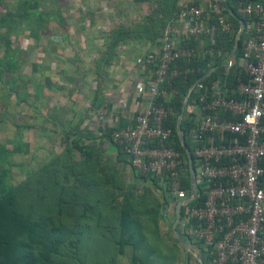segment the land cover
<instances>
[{
    "label": "built area",
    "instance_id": "1",
    "mask_svg": "<svg viewBox=\"0 0 264 264\" xmlns=\"http://www.w3.org/2000/svg\"><path fill=\"white\" fill-rule=\"evenodd\" d=\"M230 1H179L158 48L147 52L151 81L135 87L136 97L147 96L146 108L112 138L132 167L159 178L176 206L187 202L180 231L201 245L208 264H264V0H237L235 7ZM220 36L233 38L232 50L218 43ZM207 59L205 71L196 63ZM203 72L181 95L182 112L169 105L175 80ZM174 117L176 132L181 117L196 120L190 131L195 196L186 153L173 146L175 129L167 124Z\"/></svg>",
    "mask_w": 264,
    "mask_h": 264
},
{
    "label": "rangeland",
    "instance_id": "2",
    "mask_svg": "<svg viewBox=\"0 0 264 264\" xmlns=\"http://www.w3.org/2000/svg\"><path fill=\"white\" fill-rule=\"evenodd\" d=\"M23 1L6 0V6H0L1 17L7 12L18 13L19 11L16 15L17 20H15L10 33H8L6 21L5 23L0 22V70H3V78L0 79V168L7 171L5 182L8 187H15L17 183L27 178L28 175H34L52 155H61L68 148V146L66 147L68 145L66 143L67 140L65 139V141L64 138L59 139L61 131L52 129V124L47 122V119L41 118L42 115L35 112L32 106L27 104L29 100H32L38 107L41 103L39 98L28 97V101L20 98L18 101L14 95L15 93L10 91L15 88H25L26 93H31V91H34L36 84L44 80L41 74L44 72L43 67L46 64L48 65L47 60L44 59L47 57L44 52V48L47 46H43L46 42V37L50 35L48 37L49 42H52L55 35H59L61 30H64L63 27L58 25L59 22L55 24L54 21L51 22V20L47 19V13L51 15V19L55 15L57 18L60 15L58 13L60 12V7H62V17L67 19V22H71L75 28L79 24L86 27L88 21L85 25H83V21L88 18L90 33L86 32L78 46H82V43L85 44L86 56L102 58L105 51L98 50L96 55L91 53L93 50L91 47H101L102 50L108 49L109 35L116 26L125 25L132 29L137 26L139 28L140 25L144 24L146 18H150L153 15L155 18L157 16L160 17L159 23L162 24L163 21L165 22L175 16L180 0H37L38 5L32 3L25 5ZM28 8L30 10L34 9L30 12L27 10ZM53 12L57 13L54 15ZM7 35L10 40L9 44L3 42ZM158 36L154 40L146 42L138 38L128 40L124 45L117 48V54H119V57L121 53H125L130 58L135 57L137 54H140V57H145V54L150 50L144 53L146 50L144 47L147 44H156ZM8 46H11V50L13 49L16 52L14 54V59L17 63L15 65L16 68L9 67V61L4 59V57L8 56L6 50ZM16 49L19 50L17 51ZM72 54L73 52H71ZM69 55L68 53L66 57ZM68 77L73 79L74 75ZM74 81L73 79L68 83L65 82L71 86L74 85ZM69 92L70 90L65 91V93ZM40 128L50 129L46 135L41 136L39 134ZM52 140H55L54 144L51 143ZM102 142L99 139H85L82 145H87V149L94 150V154L99 155V158H103L104 162H101V165L106 166L108 164H106L107 160H104V158L111 161L114 156L107 150V145H104L105 140ZM70 152V155H64V159L60 163V173L57 177L59 187L62 185L64 188L68 189L70 187L73 189L70 192L68 189L66 196H72L78 190H81L78 192H85L86 194L88 188L84 186L80 188L79 184L81 182L78 181L75 173L70 171L73 166L79 164L83 149L78 150L76 147H72ZM116 167L117 185L109 186L108 189L109 192L116 191L118 200L115 202L122 206V204H128L135 200L138 195L144 196L147 191H150L164 204V207H161L158 211L156 221L152 220L147 230H140L135 241H128L132 240V237L120 238V224L117 220L112 222V216L109 213L104 212L105 214L98 217L96 210L88 211L83 220L84 222L81 224H90V226L86 227L80 236L76 235L78 233L77 227H71L74 233L71 235L67 234L64 237V242L60 244V253L51 254L52 261L50 264H201L199 259L204 261V257L201 254V245L191 241L178 229L189 246L188 250H185L184 245L170 232L172 224L176 221L175 198L172 199L170 193L166 197L164 190L156 185L155 182L147 183L136 180L135 177L133 178V176L129 175L130 172L127 166L117 165ZM103 177L106 178L105 175ZM104 182L106 183V181ZM188 182L189 180L186 183V190L189 191L190 184L187 185ZM51 185L45 184V186ZM49 191V194H52L51 192H56L57 194L59 189L57 191L50 189ZM125 194L128 195L125 197ZM81 196L84 197V195ZM32 201L33 198L30 200L23 198L18 203L22 204L24 209H28ZM42 203L45 204V202ZM68 217L71 218V221L68 222L70 225L76 218L73 212L64 214L65 220H59L61 223L58 224V230L67 227L65 221ZM117 218L119 217L116 215L115 219ZM102 224H108L110 227L112 226V229L115 228V234L106 236L104 229L98 230V226ZM60 226L61 228H59ZM42 246V243H39L35 248H31V253L36 257L41 256L44 252ZM21 264L43 263L40 261L35 262L28 258L25 263L22 262Z\"/></svg>",
    "mask_w": 264,
    "mask_h": 264
},
{
    "label": "trees",
    "instance_id": "3",
    "mask_svg": "<svg viewBox=\"0 0 264 264\" xmlns=\"http://www.w3.org/2000/svg\"><path fill=\"white\" fill-rule=\"evenodd\" d=\"M236 1L237 0H231L230 5L235 7ZM5 2L6 0H0V6H6L7 3ZM23 2L25 5H29L31 3L38 5L37 0H24ZM32 9L30 10L28 8L27 10L31 12ZM18 13L7 12L6 14H3L2 17L0 16V22L5 23L6 21V24H8V33H10L13 29L15 20H17L16 15ZM38 13L40 12L38 11ZM53 13L55 15L57 12ZM58 13H60V15L57 16V18L56 15H52L53 17L51 19V15L48 13L46 17L54 22L59 21V26L63 27L65 30L68 28V25L66 24L67 19L62 17V7H60V12ZM177 13L178 9L175 16ZM173 17L174 16L170 19ZM159 19L160 17L157 16V18H155L153 15L150 18H146L144 20V24L140 25L139 28L136 26L134 29L125 25L116 26V28L113 29L109 35V48L102 56L101 63H104L102 67L109 65L117 57H119V54H117V48L124 45L126 41L138 38L143 39L144 42H146L154 40L158 35H160V28L162 29L163 26L170 21V19H167L165 22L163 21L162 24L159 23ZM65 39H67V37H65ZM217 40L218 43L224 45L226 49L232 50L234 47L233 38L223 39V37L220 36ZM9 41V36L7 35V38H5L3 42L9 44ZM241 45L240 41L238 49L235 53L237 59L243 55ZM6 50L8 56L4 57V59L9 61V67L12 66L16 68L15 65H17V63L14 59V54L16 53L15 50L12 49V51L11 46H8ZM16 50L18 51L19 49ZM69 59L72 64L77 63L75 54H72ZM210 61L211 59H207L203 63L196 64L198 66H202V69L206 71ZM219 63L220 61L214 62L212 67L220 65ZM43 68L44 72H42L45 73L47 68L46 66ZM216 72L217 69L212 72L209 79L214 78L216 76ZM204 74L205 72L191 75L187 80H175L171 87L177 90V94L172 96L169 105L175 107L177 111L182 112L183 106L181 95H185L187 89L199 79L203 78ZM2 75L3 70H0V79L3 78ZM51 88L55 91L53 86L47 87L48 90ZM24 89L25 88H15L10 91L15 93L14 95L17 97L18 101L20 98L28 101V97H31L32 93H26ZM177 120L178 118H171L167 124L175 129L173 146L179 152L184 153V147L181 145L180 138L176 132ZM66 123V127L61 128V131L64 134V137L62 138H64V140L66 139L67 141H65L68 144L66 145V147L68 146L66 152H62L63 154L61 155H52V157H50L49 160L43 164L34 175H28L27 178H24L20 181V183H17L15 187H8L5 182L7 178V171L0 168V264H21L22 262L25 263L28 258H31L32 261L35 262L40 261L43 264H50L52 261L51 254L60 253L59 248L61 242H64V237L67 234L71 235L74 233L72 232L71 227L76 226L78 229V233L76 235L80 236L82 235L84 229L90 226V224L82 225L81 223L84 222L83 220L85 219L87 212L93 210H96V213L99 215L98 217L105 214L104 212L109 213L112 216V222L117 220L120 224V238L131 236L132 240L128 241H135L137 239L138 232L140 230H147L148 226L150 227L152 220L155 222L158 218L159 209L164 207V204L160 201V199L150 193V191H147L144 196L138 195L135 200H132L128 204H122V206L115 202L118 200L116 191L109 192V186L117 185L116 166L119 165V163H125L123 167H126L127 164L130 172L129 175L133 176V178L135 177L136 180L147 183L155 182L156 185L159 186L158 177L151 175L145 176L141 174L131 166L129 159L127 161L126 158H124V155L126 154L123 153L122 149L112 138L113 132L121 129H113L103 136L104 138H109L116 147V155L113 158L114 160L111 159L110 161V159L104 158V160H107L106 164L108 165L103 166L101 165V162H104L103 158H99V155L94 154V150L90 148L87 149V145H82L85 139L98 140L96 139L98 137L84 136L79 126L71 125L69 122ZM195 125L196 120L194 119H184L182 122V133L186 139V144L190 152L192 151V148H194L193 143L190 140V131L195 127ZM72 147H76L78 150L83 149V154L79 164L77 166H73L70 171H73V173L77 176L78 181L81 182V184H79L80 188L84 186L85 188H88V192L85 194V192H78L81 191L78 190L75 192L76 194L74 193L75 195L72 194V196H66V193L68 194L67 190L69 189L68 191L70 192L73 189L70 187H68V189L64 188L62 185L59 187L57 177L60 173V163L63 161L65 154L70 155ZM103 175H105L106 178H104ZM104 181H106V183ZM45 184L52 185L45 186ZM187 185H189V182ZM48 189H52L53 191H57L59 189V192H57V194L56 192H51L52 194H49ZM81 195H84V197ZM127 195L128 194H125V197ZM23 198H28L29 200L33 198L34 203L32 201V203L29 204L28 209H24L23 205L18 203ZM42 202H45V204ZM39 203H41V205H39ZM119 210L121 211L118 212ZM68 212H73V215L76 216L73 222H71L72 226L68 223L71 221V218L68 217L65 221L67 227L61 228L60 226L59 228L61 229L58 230V224L61 223L59 220H65L64 214H67ZM116 215L119 218L115 219ZM108 224L99 225L98 230L104 229L103 231H106V236L115 234V228L112 229V226L110 227ZM39 243H42L44 252L41 256L36 257L31 253L32 250L30 249L35 248ZM203 253L204 250L201 247V254L203 255ZM204 263L208 264V261L205 258Z\"/></svg>",
    "mask_w": 264,
    "mask_h": 264
},
{
    "label": "crops",
    "instance_id": "4",
    "mask_svg": "<svg viewBox=\"0 0 264 264\" xmlns=\"http://www.w3.org/2000/svg\"><path fill=\"white\" fill-rule=\"evenodd\" d=\"M85 19L87 20L83 21V25L88 21L86 27L79 24L75 28L71 22H67L68 28L53 36L52 42H49L50 35L46 37L43 46H47L44 48L47 55L44 59L48 62L47 70L41 74L44 80L39 81L34 91H31V97L39 98L41 103L36 107L35 103L29 100L27 104L40 113L41 118L47 119L46 121L52 124V129L61 131V128L66 127V122L79 126L84 136H97V139L103 142L105 140L107 150L115 156V145L103 136L113 129L132 125L138 113L146 108L147 96L136 97L134 92L137 85H146L151 81L153 65L146 62L147 54L145 57L137 54L130 58L121 53L112 63L102 67L104 63H101L100 56H86L85 44L78 46L86 32L90 33L89 19ZM158 43L156 41V44H147L144 53L156 50ZM91 48V53L96 55L98 50L107 51V48ZM71 52L76 55V64L70 62ZM68 53L70 55L66 57ZM70 75H74L75 80L71 86L66 84L73 80L68 77ZM48 86H53L55 91L52 88L48 90ZM67 90L70 92L65 93ZM49 129L40 128L39 134L44 136ZM63 135L61 131L59 139ZM51 143L54 144L55 140ZM124 158L128 161L126 155ZM121 164L123 166L125 163H119Z\"/></svg>",
    "mask_w": 264,
    "mask_h": 264
},
{
    "label": "water",
    "instance_id": "5",
    "mask_svg": "<svg viewBox=\"0 0 264 264\" xmlns=\"http://www.w3.org/2000/svg\"><path fill=\"white\" fill-rule=\"evenodd\" d=\"M182 119L183 117L180 118V123H179V128L177 130V133L182 141V144H183V149H184V152L186 153V156H187V159H188V168L190 170V175H191V182H192V186H191V196H195L196 195V189H197V181H196V172L192 166V157H191V154H190V151L188 149V146L186 144V139L182 133V129H181V123H182ZM185 204L187 202H180L178 203V205L176 206V221L174 224H172L171 226V232L172 234L175 236V238L184 245L185 247V250H188L189 246L188 244L186 243V241L183 239L182 235H180L177 231V222L179 221V212H180V208L182 206V204ZM203 264V263H201Z\"/></svg>",
    "mask_w": 264,
    "mask_h": 264
},
{
    "label": "clouds",
    "instance_id": "6",
    "mask_svg": "<svg viewBox=\"0 0 264 264\" xmlns=\"http://www.w3.org/2000/svg\"><path fill=\"white\" fill-rule=\"evenodd\" d=\"M189 151H190V150H189ZM191 157H192V156H191ZM175 210H176V208H175ZM181 212H182V211L180 210V212H179V220H180ZM178 222H179V221H178ZM178 222H177V227H176V228H177V231H178V229L180 230L179 225H178ZM178 233H179V231H178ZM179 234H180V233H179ZM180 235H181V234H180ZM199 262L205 264L204 261H203V259H200Z\"/></svg>",
    "mask_w": 264,
    "mask_h": 264
}]
</instances>
